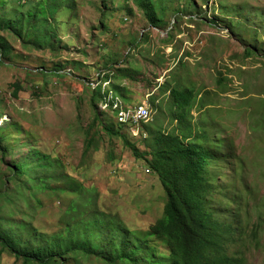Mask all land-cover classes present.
Wrapping results in <instances>:
<instances>
[{
  "label": "rangeland",
  "instance_id": "obj_1",
  "mask_svg": "<svg viewBox=\"0 0 264 264\" xmlns=\"http://www.w3.org/2000/svg\"><path fill=\"white\" fill-rule=\"evenodd\" d=\"M142 1L0 0V229L36 244L34 230L59 236L74 220L105 213L169 256L150 235L164 216L166 190L132 145L151 151L157 129L174 130L170 89L194 88L190 121L217 150V215L243 234L231 251L264 264V0H152L157 28ZM108 80L126 105L152 109L139 133L101 108ZM15 83L23 87L17 96ZM39 153L52 166L30 195L23 185L34 181L18 179L14 166ZM234 197L243 203L238 215ZM102 256L53 264H109ZM0 264L22 262L5 250Z\"/></svg>",
  "mask_w": 264,
  "mask_h": 264
},
{
  "label": "trees",
  "instance_id": "obj_2",
  "mask_svg": "<svg viewBox=\"0 0 264 264\" xmlns=\"http://www.w3.org/2000/svg\"><path fill=\"white\" fill-rule=\"evenodd\" d=\"M55 1L60 4L64 0ZM57 4H51L52 13L56 12ZM140 4L149 24L157 28L162 20L153 1L143 0ZM31 16L33 14H27L29 20ZM110 83L109 89L126 103L125 97ZM22 88L20 83H15L14 95L17 96ZM102 94L100 102L104 99ZM170 94L172 107L177 109L175 120L178 126L172 131L157 129L151 151L143 153L132 145L135 156L147 159L165 187L167 201L164 216L152 227L150 235L168 245L169 256L151 247L149 237L135 235L119 216L105 213L87 219L78 218L68 225L65 234L59 236L46 237L34 230L39 238L36 244L26 245L27 239L19 236L12 238L0 229V245L3 248L0 256L7 250L22 264H53L68 255L88 257L91 252L100 253L109 264H249L243 254L231 251V247L243 237L239 227L235 222L219 217L214 206L219 185L214 182L212 167L218 160L217 150L212 147L209 133L206 130L197 133L190 121L197 105V91L174 87L170 89ZM98 99L95 93L93 104ZM105 130L113 135L111 128L105 127ZM92 146L93 139L90 137L86 151ZM2 152L6 156V152ZM35 156L36 160L14 166L18 179L29 174V180L34 181V184L24 182L23 185L30 195L43 186L46 179L41 174H46L52 166L48 156L40 153ZM37 182L42 185L38 186ZM232 201L239 205L237 211L233 210V214L238 215L243 206L242 200L234 197ZM24 225L30 226L21 223L19 227Z\"/></svg>",
  "mask_w": 264,
  "mask_h": 264
},
{
  "label": "built area",
  "instance_id": "obj_3",
  "mask_svg": "<svg viewBox=\"0 0 264 264\" xmlns=\"http://www.w3.org/2000/svg\"><path fill=\"white\" fill-rule=\"evenodd\" d=\"M104 99L101 108L112 112L120 125L132 127L135 133H139V127L149 123L153 119L152 109L146 105L130 106L116 95L112 90L104 91Z\"/></svg>",
  "mask_w": 264,
  "mask_h": 264
}]
</instances>
